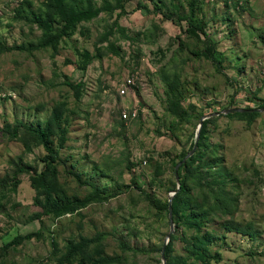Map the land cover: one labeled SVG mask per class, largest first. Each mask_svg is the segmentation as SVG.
<instances>
[{
  "label": "rangeland",
  "instance_id": "obj_1",
  "mask_svg": "<svg viewBox=\"0 0 264 264\" xmlns=\"http://www.w3.org/2000/svg\"><path fill=\"white\" fill-rule=\"evenodd\" d=\"M60 5L103 11L57 40L38 22L56 26ZM126 11L0 0V264H163L171 198L168 264H264V112L205 119L172 197L200 119L230 95L264 103V0H130ZM208 39L222 69L204 57ZM129 76L134 94L122 96ZM29 128L47 130L50 156ZM24 167L42 170L36 187Z\"/></svg>",
  "mask_w": 264,
  "mask_h": 264
},
{
  "label": "trees",
  "instance_id": "obj_2",
  "mask_svg": "<svg viewBox=\"0 0 264 264\" xmlns=\"http://www.w3.org/2000/svg\"><path fill=\"white\" fill-rule=\"evenodd\" d=\"M117 1H118V8L120 10V13H126L127 12L126 11V7H127V4L130 2V0H117ZM192 3L194 4L195 2H192ZM136 9H148V8L140 6L139 8H136ZM102 11H103L102 9H98V8H96V9L95 8H85L83 10H74L72 8H67V7H63L62 5H60L59 9H58V12L60 14L61 21L56 26L54 24H48V23L41 24V21H39L38 23H40V26L45 29V31H46L45 36H50L53 33H55V35L57 34L55 37L58 40V39H61V38L65 37V36L69 35L70 30L74 29V27L77 24H79V23H81L83 21H89V20L93 19L94 17L99 16L100 13H102ZM192 12L193 11L191 10V13ZM179 21H180L181 29H183L184 32L193 33L197 29L193 25L191 18L183 17V18H180ZM46 45H48V44H41L40 46L41 47H45ZM19 49H24V48H19ZM216 52L217 51H216V48H215V43L208 39V42H207V45H206V51H204V57L206 59H208L209 61H211L212 63L216 64L219 68L222 69L223 67L221 65V61L218 58ZM68 86L73 88L72 84H68ZM245 101H247L248 103H252L256 107H253V105H251V106L250 105H246L247 107H243V108L252 109V108L264 107L263 101L261 99H258L256 97H254V96H250V95L245 96ZM235 102L236 101H235L234 95H230L229 96V100H228V105L224 109L231 108V107H242V106L236 104ZM174 107H176V104L173 101H171L170 105H169V109L171 108L170 111H171L172 114H174L175 116H177L179 118H183V117L186 116V114H185V112L183 110L178 111V109L174 108ZM172 108H173V110H172ZM256 112L257 111L230 112V113L227 114V116H230L232 114H238V113H241V114H244V115H254ZM207 123H208L207 121H203V124H202V127H201V131H200V138L203 137V135H204V133L206 131V124ZM29 131L34 133L38 137L39 141L44 146L45 150L48 152V155L50 156V153H53V150L48 144V133H47V130L46 129H43V130L38 129V130H36V129L29 128ZM185 155L180 159V162L183 160ZM195 160H196V157L195 156H191L182 165L192 164ZM45 165H48V166L50 165L49 157L44 162V166ZM178 170H179V168H178ZM178 170H177V173H178L179 182H180V174H179ZM19 172L20 173L21 172H32V174H34L35 178L32 179L33 187H36V183H35L36 179L39 180L43 176L42 170L41 171L32 170L29 167L21 168L19 170ZM75 177H76V179L79 182H81L80 179H79V176L76 175ZM174 178H175V171H174ZM86 185L91 186L95 190L96 195L99 198L109 199V198H112V197H114L116 195L115 192L103 191L100 188H98V187H96V186H94L92 184H86ZM183 191H184V184L180 182V188L177 191V193L173 196L175 203L180 198V196L183 193ZM171 208H172V213L173 214L178 213V206L176 207L175 205H173V206H171ZM167 211H168V204H167ZM59 213H62V212L60 211ZM82 247H84V245L83 246H79V249L82 248ZM69 249H70V251H69V254L67 256V260L68 261H70V257L73 254L76 253V251L78 250V247L70 246ZM169 250H170V246L167 245L166 246V250H165L166 259H167L168 254H169ZM213 257L215 259V262H217L218 261V256L214 255ZM205 260H206V257L202 259V262H204Z\"/></svg>",
  "mask_w": 264,
  "mask_h": 264
},
{
  "label": "water",
  "instance_id": "obj_3",
  "mask_svg": "<svg viewBox=\"0 0 264 264\" xmlns=\"http://www.w3.org/2000/svg\"><path fill=\"white\" fill-rule=\"evenodd\" d=\"M245 111H257V112H264V107H261V108H252V109H247V108H243V107H231V108H226V109H223L219 112H214V113H211L207 116H203L199 123H198V126H197V130H196V134H195V141H194V145H193V148L192 150L184 157V159L179 162L176 166H175V181L178 185V188L176 189V191L172 194V197L177 193V191L179 190L180 188V182H179V177H178V173H177V170L178 168L189 158L191 157L195 151H196V148H197V142H198V139H199V135H200V131H201V127H202V124H203V121L207 118H211V117H217V116H220V115H223V114H228L230 112H245ZM171 201H172V198L169 200L168 202V214H169V233L167 234V241L166 243L164 244L163 246V249H162V252H161V257H162V261H163V264H167V261H166V257H165V250H166V246H167V243H168V240L170 238V236L172 235V233L174 232V225H173V220L171 218Z\"/></svg>",
  "mask_w": 264,
  "mask_h": 264
},
{
  "label": "built area",
  "instance_id": "obj_4",
  "mask_svg": "<svg viewBox=\"0 0 264 264\" xmlns=\"http://www.w3.org/2000/svg\"><path fill=\"white\" fill-rule=\"evenodd\" d=\"M263 38H264V32H263ZM137 78L135 76H129L127 77L123 84L118 88V92L120 95H131L134 94V89L136 87ZM138 110L134 107L133 110L124 112L123 118L125 120H131L137 118ZM147 164V161H144V165Z\"/></svg>",
  "mask_w": 264,
  "mask_h": 264
}]
</instances>
